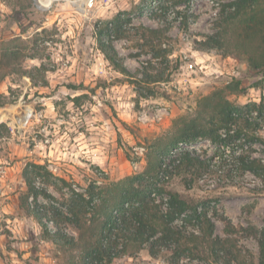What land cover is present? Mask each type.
Masks as SVG:
<instances>
[{
  "label": "rangeland",
  "instance_id": "obj_1",
  "mask_svg": "<svg viewBox=\"0 0 264 264\" xmlns=\"http://www.w3.org/2000/svg\"><path fill=\"white\" fill-rule=\"evenodd\" d=\"M169 1L170 40L161 45L144 33V28L165 25L153 16L154 0H97L92 7L89 0H23V7L16 0H0V51L3 43L19 38L10 48L29 56L0 81V264H68L62 248L21 208L28 164L44 168L37 187L52 197L41 193L38 203L66 211L62 205L73 191L86 195L93 185L112 187L148 170L174 122L194 116L199 101L232 77L243 79L247 91L231 95V101L245 105L264 98V74L246 73L245 58L198 51L194 45L200 35L218 31L236 0H193L189 7ZM258 10H264V0L248 12ZM120 13L130 22L111 41L131 78L162 72L166 81L141 88L106 60L96 32ZM185 14L191 15L187 31L180 28ZM238 23L233 21L232 29ZM260 135L264 139V127ZM245 147L255 157L264 156L261 142ZM187 149L200 154L207 166L184 165L169 174L164 188L153 194L156 203L166 213L170 193H178L191 205L202 204L215 235L232 239L245 263L258 264L264 183L252 173L236 171V158L209 140L183 144L177 151ZM55 227L50 221L49 231ZM61 227L78 239L72 226ZM187 231L198 233L190 223ZM154 252L150 244L130 245L112 264H169V252ZM206 258L196 252L183 263L208 264Z\"/></svg>",
  "mask_w": 264,
  "mask_h": 264
},
{
  "label": "trees",
  "instance_id": "obj_2",
  "mask_svg": "<svg viewBox=\"0 0 264 264\" xmlns=\"http://www.w3.org/2000/svg\"><path fill=\"white\" fill-rule=\"evenodd\" d=\"M192 1L175 0L174 5L188 6ZM257 1L236 0L230 4V12L218 23V31L202 34L201 39L194 40L197 50H218L224 57L237 54L245 58L246 73L264 74V10L255 11L254 15L248 12ZM154 2L158 6L153 16L165 25L144 28V33L149 41L163 45L170 40L167 22V4L170 1ZM16 3L23 7V0H16ZM124 15L118 14L97 29L96 40L100 51L114 68L141 88L166 81L162 72L145 73L142 79L131 78L132 73L124 66L111 41L114 34L121 36L125 29L124 23L130 22ZM190 16H181L180 28L183 31L189 28ZM235 20L239 23L236 29H232ZM20 40L17 38L2 44L0 81L8 72L18 70L17 66L29 57L10 48ZM15 48L19 50V47ZM161 51L165 55L170 52L166 49ZM227 83L211 95L203 97L194 116L182 117L174 122L173 132L152 157L148 170L139 176L127 177L112 184V187L93 185L86 191V195L73 191L62 205L66 211L54 205L48 207L38 203L41 193L52 197L46 190L37 187L36 180L44 168L28 164L24 169L27 191L21 198V208L36 218L43 233L53 238L52 241L62 248L68 257V264H112L120 254L126 252L128 246L142 247L146 244H150L153 255L157 248L169 252V264H194L191 260L183 262L191 255H196V252L206 256L208 264H247L243 261L242 251L232 239H222L215 235V224L202 204L191 205L180 194L170 193L169 208L164 213L153 197L156 189L164 188L165 178L176 169L194 163L200 168L207 166V161L190 149L178 152L174 157L170 156L181 145L192 144L199 139L211 141L221 152L228 151L236 158V171L252 173L264 183V156L255 157L254 151H248L245 147L259 142L264 145L260 135L264 127V98L258 103L237 104L229 97L246 93L243 79L235 76ZM232 171L235 170L227 174L230 179ZM30 199L33 201L30 202ZM179 219L183 223H177ZM50 221L56 226L54 233L48 229ZM187 223L195 224L198 233L188 232ZM63 225L72 226L79 235L78 239L65 235L61 227ZM257 233L260 248L258 264H264V226Z\"/></svg>",
  "mask_w": 264,
  "mask_h": 264
},
{
  "label": "built area",
  "instance_id": "obj_3",
  "mask_svg": "<svg viewBox=\"0 0 264 264\" xmlns=\"http://www.w3.org/2000/svg\"><path fill=\"white\" fill-rule=\"evenodd\" d=\"M97 2V0H89L90 7L94 6V4ZM178 153L177 148L170 153L171 157H174Z\"/></svg>",
  "mask_w": 264,
  "mask_h": 264
},
{
  "label": "water",
  "instance_id": "obj_4",
  "mask_svg": "<svg viewBox=\"0 0 264 264\" xmlns=\"http://www.w3.org/2000/svg\"><path fill=\"white\" fill-rule=\"evenodd\" d=\"M37 2H38V0H37Z\"/></svg>",
  "mask_w": 264,
  "mask_h": 264
}]
</instances>
